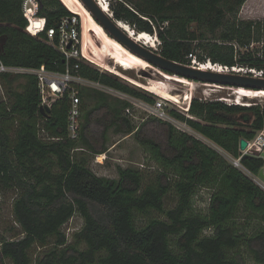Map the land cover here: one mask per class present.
<instances>
[{
  "label": "trees",
  "instance_id": "trees-1",
  "mask_svg": "<svg viewBox=\"0 0 264 264\" xmlns=\"http://www.w3.org/2000/svg\"><path fill=\"white\" fill-rule=\"evenodd\" d=\"M74 1L39 0L46 28L57 29L61 18L77 16L83 7ZM246 1L118 0L109 7L114 18L155 35L166 58L192 65V54L203 64L261 70L264 52L252 44L264 40V19L240 18ZM27 24L22 0H0V37L5 39L0 58L6 65H44L60 73L69 66L90 81L147 103L156 101L151 92L87 60L67 59L57 37L51 42L45 32L33 36ZM77 26L81 33L79 20ZM91 40L107 54L109 44ZM1 79L7 96L0 99V193L16 191L13 215L23 235L0 237V264H243L244 252L264 264V190L223 153L238 157L241 138L252 139L264 129V105L195 97L191 117L168 110L221 152L157 117L145 119L136 130L125 115L128 100L83 86L75 140L68 132V93L50 111H41L36 75L5 73ZM18 79L22 82L14 88ZM111 128L135 135L157 165L154 174L132 166H118L117 178L93 171L91 160L107 151ZM242 164L259 175L263 160L248 156ZM200 189L209 196L206 207L197 209L194 198ZM170 195L175 204L168 207ZM76 213L84 223L70 239L63 227ZM34 248L40 249L36 255Z\"/></svg>",
  "mask_w": 264,
  "mask_h": 264
},
{
  "label": "rangeland",
  "instance_id": "rangeland-1",
  "mask_svg": "<svg viewBox=\"0 0 264 264\" xmlns=\"http://www.w3.org/2000/svg\"><path fill=\"white\" fill-rule=\"evenodd\" d=\"M106 1L109 4L110 1L116 3V1L118 0ZM75 14H77V16L79 17V19H77L80 21L81 24V38L79 41L80 49L82 47V39H85L86 48L89 51L90 55H92L95 60L100 61L101 63L110 67L113 71H109L106 68L89 61L82 55V53L79 55V60H87L101 71L113 74L121 78L122 80L128 82L129 84L151 92L156 97V101L164 100V102L166 103L167 112L168 110L173 108L181 112H185L184 108L187 107L189 101L195 97L201 98L205 101H209L213 98L219 97L223 98V100L231 101L233 103L239 100V103L241 102L250 105L258 103L264 105V97L245 98L244 100L240 99V95L234 94L235 89L237 88L235 86L213 87L195 80H190L189 82H181L179 80L167 78L163 74L165 72L160 71L157 67L152 64H149V67H141L138 64L141 68L125 65L123 64V61H127L132 64L137 63L126 58L124 56L123 51L119 48H116V44L114 42L108 41L107 43H105L109 44L110 46L107 54L95 48L90 38V20L86 19L85 16L82 15L81 10H79V14ZM239 17L242 19L263 20L264 0H247L241 8ZM160 43L161 41L158 39L157 49L159 52ZM252 47L257 48L260 52H264V40H262L261 42L253 43ZM199 53L200 51H197L196 54ZM199 64L200 62H198L197 60V62H195V65L198 66ZM206 64L212 63L209 62ZM20 82H22L21 79L15 81L13 84L14 88H16L20 84ZM142 84L147 87H143L144 85ZM92 87L97 89L102 88L106 90L105 88L97 85H95V87ZM151 90H155L156 93L152 92ZM110 92L111 91H109L108 93L119 97L116 93ZM5 96H7L6 84H4L3 80L0 78V99H3ZM168 97L172 98V100L168 99ZM188 117L191 116L189 115ZM180 126L181 127L177 128L199 137L207 144L223 152L217 145L204 138L201 134L197 133L192 128L185 125L184 122H181ZM99 145L101 146V142L99 143ZM106 146L108 147L107 151L105 153H101L93 157L90 163V166L93 171L100 176L117 178L118 166H132L141 168L144 170L147 176L154 174L157 170V165L150 158L148 151L136 140L135 135L133 133H117L114 128H111L107 133ZM208 196L209 192L207 189H200L194 198L195 207L197 209L205 208L207 205ZM15 197L16 191L12 188L4 189L0 193V237L4 236L8 239H16L22 237L23 235L21 226L16 222L15 217L13 215V201ZM166 204L168 207L173 206L175 204L172 195H170L166 199ZM139 222L141 223L143 222V220H139ZM83 223V217L79 213H76L69 220V222L65 224L63 230L68 234V237L71 239L73 232L78 231L83 226ZM171 244L176 251H179V248L176 245L175 238H172ZM33 252L34 255H36L38 252H40V249L34 248ZM244 254L245 260L243 264H257L252 259V257L247 255L245 252ZM7 264H11V262H8Z\"/></svg>",
  "mask_w": 264,
  "mask_h": 264
},
{
  "label": "built area",
  "instance_id": "built-area-1",
  "mask_svg": "<svg viewBox=\"0 0 264 264\" xmlns=\"http://www.w3.org/2000/svg\"><path fill=\"white\" fill-rule=\"evenodd\" d=\"M39 0H22V13L27 19L28 24L26 30L33 36H38L41 32L47 34L48 40L54 42L57 37V47L58 49L69 58L79 59V55L82 53L79 41L81 38V33L78 30V19L76 15L66 16L61 18L58 28L50 27L46 28V18L39 16ZM1 50V43H0ZM192 58L193 65L197 62L195 55H189ZM209 63V62H208ZM211 63V62H210ZM202 63H200L201 66ZM206 64V63H205ZM224 69L223 71H241L242 67H228L222 66L220 64H215ZM75 68H79V63L75 65ZM243 73H251L254 76L264 77V69L257 70L254 68H242ZM34 74L38 78V87L40 93V106L51 107L53 102L63 96L65 93H68L70 99V109L68 114V132L69 136L72 139H79L80 137V128H81V98H80V89L83 86L92 87L95 85L101 86L106 90L116 93L119 97L128 100L131 104L125 109V115L130 118L137 128L141 125L145 119L149 117H157L162 120L168 121L174 124L176 127H181V121L172 117L166 109V103L164 100H157L154 103H147L142 100L130 97L124 93L118 92L112 88L101 85L98 82L90 81L80 75L74 74L69 66L67 69L60 72H52L41 66L40 68H30L22 66H10L6 65L0 58V78L2 74ZM152 91V90H151ZM110 92V93H111ZM154 92V91H152ZM211 100L225 101L228 104H233L231 101L223 100V98H213ZM191 103V101H190ZM185 109V113L189 116V107ZM235 104H246V103H237ZM250 105V104H246ZM191 116V115H190ZM183 123V122H182ZM187 125L186 123H184ZM188 126V125H187ZM189 127V126H188ZM179 129V128H178ZM248 145L245 149H241L239 146L240 155L234 157L226 152H223L226 158H228L232 164L245 173H247L253 181L264 190V179L259 175H252L246 167L242 164V159L244 155L255 156L263 160V166L261 172L264 173V129H261L256 132L255 136L252 139H246Z\"/></svg>",
  "mask_w": 264,
  "mask_h": 264
},
{
  "label": "water",
  "instance_id": "water-1",
  "mask_svg": "<svg viewBox=\"0 0 264 264\" xmlns=\"http://www.w3.org/2000/svg\"><path fill=\"white\" fill-rule=\"evenodd\" d=\"M94 19L104 28L106 33L118 40L124 47L136 54L140 58L149 62L169 75L184 77L189 80L200 81L205 84L219 85L221 87L235 86L237 88H246L250 90H264V77L254 76L251 73H243L241 71H220L215 69H203L200 65H189L178 62L163 56L158 49H153L147 46L144 42H139L136 37L133 38L129 32L125 31L120 23L123 22L114 18L113 13L105 11L99 0H80ZM108 8L109 4H107ZM142 32V31H141ZM4 37H0L1 48L4 44ZM41 111H50V107L41 106ZM248 141L246 138H241L240 148L243 150L247 147ZM248 157L244 155L243 159ZM260 176L264 179V173L260 172Z\"/></svg>",
  "mask_w": 264,
  "mask_h": 264
},
{
  "label": "bare ground",
  "instance_id": "bare-ground-1",
  "mask_svg": "<svg viewBox=\"0 0 264 264\" xmlns=\"http://www.w3.org/2000/svg\"><path fill=\"white\" fill-rule=\"evenodd\" d=\"M72 1L75 2L74 0H72ZM99 2L103 6L105 11L110 12V9L107 6L108 3L106 0H99ZM80 3L83 7V8H79L82 11V15L85 16L86 19L90 20V26H91L90 27V29H91L90 37L93 38V40H95L96 42H98L100 44H105L108 41L114 42L116 44V48L121 49L126 58L136 62L141 67H149V64H150L149 62L145 61L144 59L140 58L136 54L132 53L130 50H128L126 47H124L118 40H116L115 38L108 35L106 33V31L104 30V28L94 19V17L90 13V11H88L86 9V7L83 5V3L81 1H80ZM120 26L125 31L129 32L133 38H135V36H137V32L135 30H133L130 26H128L125 22H121ZM136 40H138L139 42H144L147 46H149L153 49H157L158 39L154 35H151L147 32H140L139 36L136 37ZM81 52H82V55L86 59H88L89 61H91V62H93L99 66H102L109 71H113L110 67L106 66L105 64L101 63L100 61L95 60V58H93L92 55H90L89 51L86 48L85 39H82ZM201 68H203V69H215V70H220V71L224 70L221 67H219L218 65H215L213 63L212 64H201ZM240 70L243 71L242 68ZM163 74L167 78L179 80L181 82H189L190 81L189 79L184 78V77L169 75L167 73H163ZM138 85H140V84H138ZM142 85H144V84H142ZM208 85L213 86V87L214 86L221 87L219 85H211V84H208ZM143 87L146 88L147 86L144 85ZM152 91H154L156 93L155 90H152ZM234 94L240 95V99L244 100L245 98L264 97V90L256 91V90H250V89L240 87V88L235 89ZM168 99L172 100V98H170V97H168ZM190 101H189V103H190ZM189 103H188V105H189ZM237 103H239V100H237ZM187 107H185V108H187Z\"/></svg>",
  "mask_w": 264,
  "mask_h": 264
}]
</instances>
